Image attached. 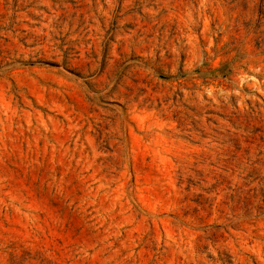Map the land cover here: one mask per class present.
Here are the masks:
<instances>
[{"label": "rangeland", "instance_id": "1", "mask_svg": "<svg viewBox=\"0 0 264 264\" xmlns=\"http://www.w3.org/2000/svg\"><path fill=\"white\" fill-rule=\"evenodd\" d=\"M0 264H264V0H0Z\"/></svg>", "mask_w": 264, "mask_h": 264}]
</instances>
